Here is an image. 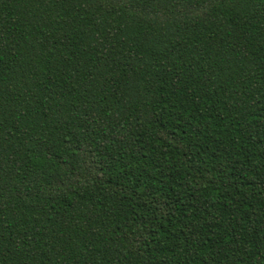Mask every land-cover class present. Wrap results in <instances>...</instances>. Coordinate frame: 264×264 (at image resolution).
Wrapping results in <instances>:
<instances>
[{
    "label": "trees",
    "instance_id": "16d2710c",
    "mask_svg": "<svg viewBox=\"0 0 264 264\" xmlns=\"http://www.w3.org/2000/svg\"><path fill=\"white\" fill-rule=\"evenodd\" d=\"M0 264H264V0H0Z\"/></svg>",
    "mask_w": 264,
    "mask_h": 264
}]
</instances>
